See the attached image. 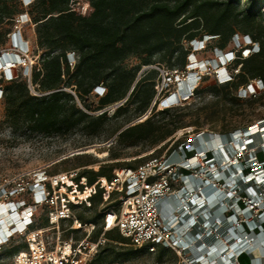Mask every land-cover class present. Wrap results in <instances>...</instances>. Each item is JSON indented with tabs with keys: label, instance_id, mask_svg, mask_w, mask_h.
Listing matches in <instances>:
<instances>
[{
	"label": "built area",
	"instance_id": "obj_1",
	"mask_svg": "<svg viewBox=\"0 0 264 264\" xmlns=\"http://www.w3.org/2000/svg\"><path fill=\"white\" fill-rule=\"evenodd\" d=\"M34 1L23 0L27 7ZM28 15L23 13L19 19ZM239 37L235 36V49L215 48L217 57L208 60L199 59L197 52L204 51L213 36L191 41L185 71L145 67L160 72L156 84L159 103L164 99L161 95L177 89L163 100L162 108L193 99L206 76L213 75L218 83L232 81L233 73L239 70L232 69L237 51L249 46L248 53L259 50L249 35L244 36V44ZM25 42L20 32L12 33V44L21 52L27 48ZM5 54L0 55V71L10 80L14 68L27 66L28 57L14 52L4 64L1 59ZM263 89V81L256 79L239 93L251 91L254 95ZM94 91L101 96L105 88L98 86ZM172 95L177 101L170 104L167 100ZM190 130L184 131L189 134ZM80 170L43 173L33 183L0 191V213L12 218L5 223L0 217V248L16 236H25L27 243L14 255L13 264H89L99 254L106 238L93 239L96 225L83 226L72 208L73 203H83L85 196H79L82 191L60 187ZM114 173L112 180L100 177L92 186L82 177L83 194L105 189V202L111 203L113 193L120 201L119 206L105 212L104 234L117 228L134 245L151 253L164 246L180 256L181 264H242V257L248 264H264V119L228 135L197 132L183 139L169 156L121 167ZM44 208L48 209L49 224L33 228ZM63 223H69L66 231L83 228L85 235H63Z\"/></svg>",
	"mask_w": 264,
	"mask_h": 264
},
{
	"label": "trees",
	"instance_id": "obj_2",
	"mask_svg": "<svg viewBox=\"0 0 264 264\" xmlns=\"http://www.w3.org/2000/svg\"><path fill=\"white\" fill-rule=\"evenodd\" d=\"M78 2L86 6V12L77 10L75 5ZM240 2L241 0H35L29 5L27 13L36 24L37 43L44 53L32 67L30 78L14 74L8 80L7 90H3L7 118L13 125L26 123L33 132L44 134L70 131L78 127L97 131L105 125L108 106L128 98L126 103L115 110L114 115L118 116L124 106L139 94L140 81L129 92L139 70L159 65L170 70L185 71L192 51L191 41L203 39L206 35L213 36L211 40L218 39L214 47L222 50L230 42L235 49V36H240V33L249 35L259 44V50L250 52L247 56L243 55L244 51L238 50L232 65V69H239L238 73H233L232 81L226 83H217L215 80L218 85L239 91L256 79L264 84V24L259 21L264 0H248L243 9H239ZM23 13L24 9H19L18 5L13 6L10 0H0V25L6 22L14 24L16 18H20ZM211 40L207 42V47ZM247 48L251 49L250 46ZM158 53L161 57L157 62L153 57ZM132 56L141 57L142 63L128 69L124 63ZM151 73L154 74L151 75L153 78L150 77L153 80L152 88L143 91L138 98L137 109L140 111L149 107L154 111L159 104V99L156 100V84L160 80V72L149 68L145 70L144 77ZM1 82L2 79L0 84ZM218 85L207 89L214 92L219 88ZM98 86L105 88L103 95L96 96L100 97V107L107 110L92 115L85 104L86 98ZM32 88L37 93H33ZM199 92L200 87L196 94ZM188 100L162 108L160 113L170 112ZM180 127L177 124L174 129ZM174 129L160 133L161 126H157L149 118L143 123L126 128L119 137L130 145L148 139L157 143L172 134ZM234 130L222 134L228 135ZM94 162L89 160L83 165ZM138 165L140 164L128 163L126 167ZM118 168L121 167L101 165L98 170L81 169L77 177L62 182L60 187L83 192L86 188L82 177H86L87 184L92 186L100 177L112 180L114 171ZM104 191L105 189H98L96 193L91 192L83 201L86 210L94 211L93 215L76 213L82 224L97 226L101 222L96 237L104 231L106 210L117 207L120 203L115 193L111 195V203L105 202ZM82 192L79 196L84 198L86 194ZM104 203L107 205L99 213L97 208ZM75 207L76 204L73 203L72 208ZM37 216L39 217V213ZM48 224L46 215L40 226L34 225L33 228ZM116 230L118 229L105 232L108 240L115 245L128 244L129 238L119 230V233H115ZM72 232L77 233L79 229L69 230L65 236H70ZM13 239L14 237L3 245L0 251L12 243ZM26 246L25 242L23 246L17 247L15 254ZM167 249L160 246L159 256L162 257ZM103 252L99 251L89 264L103 262ZM129 254L132 253H124ZM113 255L117 253L112 251L108 256ZM242 258L248 264L247 258Z\"/></svg>",
	"mask_w": 264,
	"mask_h": 264
},
{
	"label": "rangeland",
	"instance_id": "obj_3",
	"mask_svg": "<svg viewBox=\"0 0 264 264\" xmlns=\"http://www.w3.org/2000/svg\"><path fill=\"white\" fill-rule=\"evenodd\" d=\"M247 1L241 0L239 9H243ZM10 3L13 6L18 5L19 9H24V13L30 10V7H27L23 0H10ZM75 7L81 13L86 12V6L82 2L76 3ZM259 21L264 24V2ZM36 29V24L31 21L30 15L22 19L17 17L14 24L6 22L0 25V55L15 52L28 57L27 66L22 65L14 68V74L30 78L32 67L38 63L40 56L44 53V50L38 46ZM16 31L20 32L24 41H26L27 48L25 51L21 52L19 48L14 47L12 44V33ZM245 35L247 34L240 33L239 42L244 44ZM217 42L218 39L211 40L210 46L204 51L197 52L198 58L208 60L217 57L215 54L216 47H214ZM232 49H234V44L230 42L225 50ZM243 49H241L244 51L243 55L247 56L248 48ZM160 57L161 54L158 53L153 57V60L158 62ZM1 61L5 64L3 59ZM141 63V57L132 56L126 60L124 65L131 69L141 65ZM164 63L168 64L167 62ZM25 67H28V72ZM145 70L147 68L139 70L137 78L129 91L131 93L140 81L138 85L139 94L133 98V101L124 106V110L118 116L114 115L115 110L126 103L128 98L108 106L109 112L108 117L105 119V125L97 131L78 127L60 133L33 132L26 123L13 125L12 121L7 118L5 98L4 96L0 98V191L5 187L13 186V188H16L33 183L43 173L56 175L66 172V170H74V168L98 170L101 165L116 168L126 167L128 163L142 164L156 157L169 156L183 139L194 137L197 132L224 133L243 126L253 125L264 119V89L257 90L254 95L251 91H248L247 94H240L235 88H223L218 85L213 75H209L207 80L201 83L200 92L196 94L197 96L190 99V101L188 100L184 105L171 109L170 112L160 113L163 106L162 102L177 89H171V91L164 94L165 96L161 95L160 99H164L158 104L156 110L152 111V107H149L140 111L137 109L139 105L138 98H140L143 91L152 88L153 80L151 78L153 76L151 75H154L151 73L145 78ZM183 78L187 79L186 77ZM0 79H2L0 89L7 90L9 81L2 71H0ZM214 85L219 87L216 91L212 92L207 89ZM32 91L37 93L34 88H32ZM96 95L94 91L86 98L85 104L92 115L101 114L106 109L100 107V97ZM167 102L170 104L175 103L171 102L170 98ZM149 118L157 126H161L160 133L171 128L174 129L177 124H180L181 127L174 129L172 134L157 143H153L151 142L152 139H148L130 145L120 140L119 134L123 130L143 123ZM186 128L192 129L189 134L184 131ZM89 160L95 162L83 165ZM25 196L29 197L27 194ZM74 204H76L75 213L84 212L88 216L94 214L93 210L85 209L84 203ZM106 205L105 203L100 204L97 208L98 212H103V207ZM47 212L48 209L46 208L40 210L37 226H40ZM68 226L69 223H63L61 226L63 235H67L66 229ZM100 226L101 222L92 234L93 239H98L100 236L106 238V242L99 250L104 251V261L99 264H181L180 256L171 249H167L160 257L159 251L151 253L146 248L134 245L130 240L124 246L115 245L108 240V235H105L104 231L96 237L97 229ZM115 233H119L118 230ZM74 235L79 238L83 237L85 229H79V232ZM25 242V236L14 237L12 243L1 249L0 264H13L17 247L23 246ZM108 244L110 245L108 246ZM112 251L117 255L108 256ZM124 253L132 254L124 255ZM242 264H247V262L243 261Z\"/></svg>",
	"mask_w": 264,
	"mask_h": 264
},
{
	"label": "bare ground",
	"instance_id": "obj_4",
	"mask_svg": "<svg viewBox=\"0 0 264 264\" xmlns=\"http://www.w3.org/2000/svg\"><path fill=\"white\" fill-rule=\"evenodd\" d=\"M11 55V53L10 54H6V55H4L3 57H2V59L4 60V62H5V64L8 62V60H10L9 59V56ZM170 101L171 102H176L177 101V96L176 95H174V96H172V98H170ZM0 217H3V218H5L4 219V221H5V223H9L10 221H11V219L12 218H10V216L8 215H5L4 213H0Z\"/></svg>",
	"mask_w": 264,
	"mask_h": 264
},
{
	"label": "snow or ice",
	"instance_id": "obj_5",
	"mask_svg": "<svg viewBox=\"0 0 264 264\" xmlns=\"http://www.w3.org/2000/svg\"><path fill=\"white\" fill-rule=\"evenodd\" d=\"M234 219V218H233Z\"/></svg>",
	"mask_w": 264,
	"mask_h": 264
}]
</instances>
